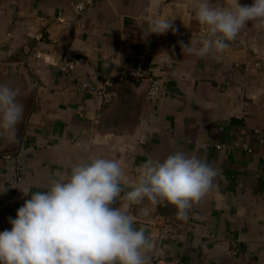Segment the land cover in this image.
Wrapping results in <instances>:
<instances>
[{
	"label": "crops",
	"instance_id": "obj_1",
	"mask_svg": "<svg viewBox=\"0 0 264 264\" xmlns=\"http://www.w3.org/2000/svg\"><path fill=\"white\" fill-rule=\"evenodd\" d=\"M75 1L0 0V58L15 52L0 85L17 90L24 107L16 138L0 135V232L30 198L17 187L47 191L75 165L103 157L121 162V194L110 206L144 229L145 264H264L262 28L249 22L223 52L199 57L181 46L199 47L206 35L197 0H163L159 13L175 28L165 34L149 33L151 0H97L81 15ZM37 51L76 67L46 66ZM126 66L162 78V97L153 100L145 83L117 76ZM84 84L104 86V95ZM181 151L217 170L187 220L165 202L126 199L142 165ZM13 153L24 165L15 185L13 163L4 158Z\"/></svg>",
	"mask_w": 264,
	"mask_h": 264
},
{
	"label": "clouds",
	"instance_id": "obj_2",
	"mask_svg": "<svg viewBox=\"0 0 264 264\" xmlns=\"http://www.w3.org/2000/svg\"><path fill=\"white\" fill-rule=\"evenodd\" d=\"M162 2L151 0L149 33L175 31L174 19L159 13ZM195 18L206 35L197 41L199 47L182 44V50L206 57L223 52L249 22L264 28V0H252L250 6L239 0H197ZM23 111L18 91L0 85V135L16 138ZM216 176L206 161L176 152L142 165L126 199L165 202L177 209L178 219L187 220ZM122 177L119 160L100 157L75 165L67 179L53 181L47 191L17 187L30 198L9 218L11 229L0 232V264H145L143 250L150 244L144 229L134 228V217L110 206L121 194Z\"/></svg>",
	"mask_w": 264,
	"mask_h": 264
},
{
	"label": "built area",
	"instance_id": "obj_3",
	"mask_svg": "<svg viewBox=\"0 0 264 264\" xmlns=\"http://www.w3.org/2000/svg\"><path fill=\"white\" fill-rule=\"evenodd\" d=\"M97 0H77L73 3V10L76 14H83L88 8L95 5ZM38 41L43 39L41 34L35 36ZM15 52L9 48L5 57L0 58V70L4 69L7 65L11 63V60L14 57ZM35 57L40 60L46 66H53L59 68L61 71H72L76 67V63L73 60H67L61 58L60 56L56 57L49 54H46L42 51H37ZM117 76L122 79H126L132 82L145 83L147 86L148 97L153 100H159L162 97L164 92V81L162 78L154 76L145 69L141 67H131L126 66L117 71ZM80 88L85 90L88 93L104 95V86L98 87L97 85L84 84L80 85ZM4 158L7 161L13 163V175L10 179L11 185H15L21 181L24 174V165L22 162V156L20 153H13L4 155Z\"/></svg>",
	"mask_w": 264,
	"mask_h": 264
},
{
	"label": "rangeland",
	"instance_id": "obj_4",
	"mask_svg": "<svg viewBox=\"0 0 264 264\" xmlns=\"http://www.w3.org/2000/svg\"><path fill=\"white\" fill-rule=\"evenodd\" d=\"M252 3V0H243V2L241 3L242 5H248L250 6ZM261 34L263 35L264 37V28H262V30H260Z\"/></svg>",
	"mask_w": 264,
	"mask_h": 264
}]
</instances>
